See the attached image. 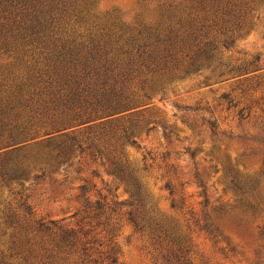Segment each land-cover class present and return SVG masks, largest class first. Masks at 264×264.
Listing matches in <instances>:
<instances>
[{
	"label": "trees",
	"instance_id": "trees-1",
	"mask_svg": "<svg viewBox=\"0 0 264 264\" xmlns=\"http://www.w3.org/2000/svg\"><path fill=\"white\" fill-rule=\"evenodd\" d=\"M95 2L0 0V54L13 58V71L26 73L0 83V264H120L117 246L91 229L93 219L116 212L120 203L104 196L92 201L80 185V218L72 225L65 217L35 218L12 185L33 169L39 171L33 179L40 180L46 167L65 163L74 148L82 151L74 131L80 126L94 131L111 173L129 189L125 216L133 230L159 250L163 264H185L181 222L157 215L142 192L141 173L149 175L147 159L155 157L146 152L135 165L127 156V146L139 147L133 128H152L143 117L148 101L174 79L211 69L215 81L243 82L260 69L258 57L223 61L220 54L233 47L235 33L259 18L264 0H139L130 22L115 12L98 14ZM181 172L172 163L160 175L174 210L184 205L180 189L188 182H173ZM196 179L205 199L203 222L194 223L215 237L218 229L205 218L204 183ZM233 185L242 203L256 206L244 200L250 189L245 183Z\"/></svg>",
	"mask_w": 264,
	"mask_h": 264
},
{
	"label": "rangeland",
	"instance_id": "rangeland-1",
	"mask_svg": "<svg viewBox=\"0 0 264 264\" xmlns=\"http://www.w3.org/2000/svg\"><path fill=\"white\" fill-rule=\"evenodd\" d=\"M138 2L96 0L95 11L100 15L115 12L130 22L139 11ZM257 12L259 18L235 33L233 47L220 55L223 61L258 57L260 69L245 75L243 82L244 78L239 79L241 82L237 78L215 81L211 69L174 79L148 101L143 117L149 120L146 126L152 128H133L132 138L139 147L127 146V156L135 165H141L146 152L155 157V161L147 159L149 175L141 173L142 192L157 215L181 222L185 264H264V4ZM13 66V58L0 54V83L26 74L24 70L13 71ZM206 76L211 79L206 80ZM224 94L233 100L229 102ZM74 131L82 151L74 148L65 163L54 169L46 167V175L40 180L33 179L39 172L33 169L13 187L26 198L35 218L65 217L74 225L80 218L75 215L80 208L79 186L85 184L90 200L104 196L109 203H120L116 212H107L111 213L108 218L106 214L91 221L92 232L100 241L110 239L117 246L120 264H163L159 250L127 222L131 193L111 173L104 150L94 140V131L85 126ZM172 163L182 169L173 182H188L180 189L184 197L181 210L171 209L169 194L161 188L160 175L165 164ZM196 174L204 183L208 200L205 218L218 229L215 237L194 223L197 218L203 222L201 202L205 199ZM232 178L250 188L244 200L255 203V207L240 201L243 196ZM2 234L1 226V238Z\"/></svg>",
	"mask_w": 264,
	"mask_h": 264
}]
</instances>
